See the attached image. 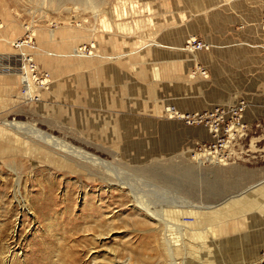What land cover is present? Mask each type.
I'll use <instances>...</instances> for the list:
<instances>
[{"label":"rangeland","instance_id":"obj_1","mask_svg":"<svg viewBox=\"0 0 264 264\" xmlns=\"http://www.w3.org/2000/svg\"><path fill=\"white\" fill-rule=\"evenodd\" d=\"M260 8L264 0H0V264H264V117L246 105V132L220 167L196 163L212 137L183 120L239 102L210 104L225 91L213 89L205 50H183L190 38L212 51L226 13ZM28 60L47 80L30 96L9 71ZM149 141L169 151L134 159ZM72 148L103 161L75 160ZM139 203L196 217L157 224Z\"/></svg>","mask_w":264,"mask_h":264},{"label":"crops","instance_id":"obj_2","mask_svg":"<svg viewBox=\"0 0 264 264\" xmlns=\"http://www.w3.org/2000/svg\"><path fill=\"white\" fill-rule=\"evenodd\" d=\"M237 6L240 5L236 3V9ZM243 6L242 9H246ZM250 9L255 10V7ZM261 9L257 14L251 11L253 17L249 14L246 17L245 13H226L225 28L221 25L219 37L211 38L213 50L204 51L207 55L202 58L211 75L213 89L225 91L223 97L212 99L210 104L243 100L247 107L256 111L255 119L264 117V112L256 108L264 107V31L260 27ZM235 21L243 24L235 25ZM225 97L232 99L223 102Z\"/></svg>","mask_w":264,"mask_h":264},{"label":"built area","instance_id":"obj_3","mask_svg":"<svg viewBox=\"0 0 264 264\" xmlns=\"http://www.w3.org/2000/svg\"><path fill=\"white\" fill-rule=\"evenodd\" d=\"M260 27L262 31H264V9L261 15ZM192 46L195 50L209 51L211 48L207 43L204 44L196 40L193 41ZM262 47L264 49V42L262 43ZM27 62L30 61H25L23 67H9L10 72L20 76L22 81L21 89L24 90V93H26V90L24 89L23 81L25 80V77L27 78V76L30 78V75L28 74L29 72H27L28 68L32 69V83L34 82L33 84L36 85V88H42L44 83L47 82L46 79H42V75L37 73V70L33 66L28 67ZM197 71H199L201 75L205 76L206 78L207 73L205 69L198 66ZM245 109L246 103L241 100L234 106L216 107L208 111L186 115L183 120L193 124L204 123L212 137L211 142L206 143L196 149V154H199L203 157L205 154H207L208 156H218L221 160H223V157L226 159L228 157L226 151L229 150L231 142L235 141L236 138L240 139L242 136H244V132H246L247 125L243 123L242 117Z\"/></svg>","mask_w":264,"mask_h":264},{"label":"bare ground","instance_id":"obj_4","mask_svg":"<svg viewBox=\"0 0 264 264\" xmlns=\"http://www.w3.org/2000/svg\"><path fill=\"white\" fill-rule=\"evenodd\" d=\"M153 4L154 3H152L151 5H150V7H152L153 8ZM166 4V3H165ZM198 7V6H197ZM200 7V6H199ZM157 8V7H156ZM160 8V7H159ZM162 8V7H161ZM160 8V9H161ZM179 8V7H178ZM166 13V12H165ZM166 18V17H165ZM176 19V18H175ZM161 23V22H160ZM119 29L120 30H122V31H130V28H127V25L126 24H124V25H122L121 27H119ZM173 29V28H172ZM71 30V29H70ZM176 32V31H175ZM1 33V32H0ZM49 33V32H48ZM47 33V34H48ZM34 34V33H33ZM139 34V33H138ZM145 33H140L139 34V36H141L142 38L143 37H145ZM71 36L72 37H74V36H76V37H80V36H84L79 30H76L75 28H73V30H71ZM174 37V36H173ZM172 37V38H173ZM99 38V37H98ZM195 40V37H191L190 38V44H191V46L189 47V48H187L186 50L185 49H183L184 51H186V52H188L189 54H193V53H196V51H195V49L192 47V43H193V41ZM208 44V43H207ZM209 45V44H208ZM210 46V45H209ZM180 50V49H179ZM181 51V50H180ZM156 77V76H155ZM24 82V88H25V90H26V95L27 96H30L35 90H36V87L34 86V85H32V82L30 81V79H29V76H27V78L25 77V80L23 81ZM98 101V100H97ZM99 104H101V101L99 100ZM118 105V104H117ZM227 107V106H226ZM173 108H167L166 110H165V112H168L169 114H170V116H169V118H175V116H177V115H179V113L178 112H176L175 111V114L173 113ZM172 114V115H171ZM181 116H183V115H181ZM17 124V123H16ZM13 125L15 128H16V126L17 125ZM24 125V124H23ZM174 125V124H173ZM19 126V125H18ZM165 126H166V124H165ZM14 127H12V128H14ZM165 128H168V127H165ZM11 129V128H10ZM15 131V130H14ZM124 134V136L125 137H131L132 135L131 134H128V132H124L123 133ZM146 134H148V133H146ZM149 135V134H148ZM50 137V136H49ZM178 137V136H177ZM163 138H165L164 139V142H163V144L164 145H168V144H170L171 143V145H172V149H174L178 144V140L176 141V143H175V141L174 140H176L173 136H167V135H165L164 134V137ZM155 141V140H154ZM179 141H180V138H179ZM133 142V141H132ZM167 142V143H166ZM155 142H152V141H149V142H146V143H140V148H138L137 150H136V152L135 153H133L132 154V156H133V158L134 159H136V160H141L142 158H146V156L148 155L147 154V152H149V149L148 148H150V149H152L151 150V152L153 153L154 152V149H158V150H162V151H167L166 149H168V151H169V147H163L162 149L161 148H159L157 145H155L154 144ZM180 146H181V144H179ZM62 146V145H61ZM134 147H135V144L133 145ZM66 150V149H65ZM72 151V154H73V156L75 155V156H78V157H75V160H80V162L81 161H85V162H88V163H91V164H93V165H96V164H99V163H102V161L98 158V157H96V156H94V155H91V154H88V153H85V151H82V150H79V149H75V148H72L71 149ZM32 151V153H37V152H42L39 148H36V149H34V148H32L31 147V150H30V152ZM156 151V150H155ZM67 152V151H66ZM65 152V153H66ZM163 153V152H162ZM48 157H49V161L51 160V161H53V162H56V163H60V164H65L66 166H69V165H71L72 164V159L70 158V157H73L72 155H68V156H64V159H62V158H60V157H55V156H53V155H50V154H48V153H45ZM189 152H187V153H184V155H180V157H182V158H187L188 156H189ZM202 159V160H201ZM194 160L196 161V163L199 165V166H202V165H204V163L206 164V162H208L210 165H219V167L221 166V165H227V163H225L224 162V160H221L218 156H208L207 154H205L204 155V157L203 156H201V155H196L195 157H194ZM52 162V163H53ZM81 165H84V164H82L81 163ZM218 167V166H217ZM65 168H67V167H65ZM92 169V168H91ZM170 169V168H169ZM93 170V169H92ZM154 170V169H153ZM175 170V169H174ZM186 172V174H188L189 175V177H191L192 178V175L193 174H190L191 172L190 171H185ZM236 173H237V171H236ZM90 176H91V178H92V176H95L96 177V174L95 173H93V172H91V174H90ZM160 176H162V174L160 175ZM99 176H97V178H98ZM163 177V176H162ZM97 178H95V179H97ZM94 179V181H96ZM19 180H20V178H19ZM19 180L17 181V192H16V194L18 195V190H19V187H20V182H19ZM109 184H110V182H108ZM110 185H112V184H110ZM123 185V184H122ZM127 186V185H126ZM172 197V196H171ZM183 198V197H182ZM175 199V198H174ZM173 200V199H172ZM179 200H181L182 202H183V200L182 199H179ZM177 201V200H176ZM184 202H185V200H184ZM139 206H140V208L138 207V209L139 210H141V211H146L147 212V214H149V216L151 217V218H154V219H156V223L157 224H162V223H165V221L167 220L164 216H167V214L169 215L168 217H175V219H177L178 218V220H180V223L182 224L183 223V217H186V216H194V217H196L195 215V212H187V211H179V210H171V211H169V212H167V214H165V215H159V214H156V213H154V212H152V211H149L150 209L148 208V210H147V208L146 207H144V206H142V205H140V203H139ZM184 206L186 207L187 206V208H189V206H190V208H192L191 207V205H189V204H184ZM215 213V212H214ZM223 215V214H222ZM221 214H216L215 213V217L217 218V217H220V216H222ZM211 218V217H210ZM215 218V219H216ZM218 219V218H217ZM216 219V220H217ZM151 220V219H150ZM153 221V220H152ZM174 224V226H177L178 227V229H180V231H182L183 230V225H175L176 223H173ZM220 224V223H219ZM236 224H238V222L237 223H235V224H233V226H235ZM232 225V224H231ZM217 227H220V226H217ZM222 225H221V227L220 228H214V229H212L213 230V233H218L219 231H221L222 230ZM230 228H232V227H230ZM97 238H99L98 236H96L95 237V239H97Z\"/></svg>","mask_w":264,"mask_h":264}]
</instances>
